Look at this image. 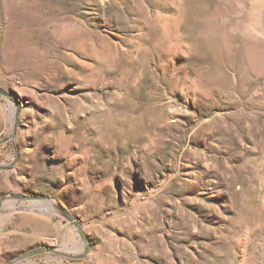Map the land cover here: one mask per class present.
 I'll return each mask as SVG.
<instances>
[{"label":"rangeland","instance_id":"1","mask_svg":"<svg viewBox=\"0 0 264 264\" xmlns=\"http://www.w3.org/2000/svg\"><path fill=\"white\" fill-rule=\"evenodd\" d=\"M0 86V264H264V0H0Z\"/></svg>","mask_w":264,"mask_h":264},{"label":"water","instance_id":"2","mask_svg":"<svg viewBox=\"0 0 264 264\" xmlns=\"http://www.w3.org/2000/svg\"><path fill=\"white\" fill-rule=\"evenodd\" d=\"M0 93L9 97L12 101H14L16 103V113H15V120L17 118L20 106H21V102L20 100H18V98L9 90H6L4 88H2L0 86ZM14 197L20 198V199H26V200H37V201H42V200H48L51 199V197H47V196H41V195H34V194H25V193H12L11 194ZM6 196H3L0 198V208L3 204V202L5 201ZM57 202V209L62 212V214L69 220L74 222V224L78 227V231L80 234H82V231L79 227L78 222L75 220L74 216L70 213V211L64 207L58 200H56ZM53 250L51 248H36V249H32L29 250L19 256H17L16 258L10 260L9 262H7L6 264H13L16 260L24 258V257H29L32 256L36 253H42V252H52Z\"/></svg>","mask_w":264,"mask_h":264}]
</instances>
